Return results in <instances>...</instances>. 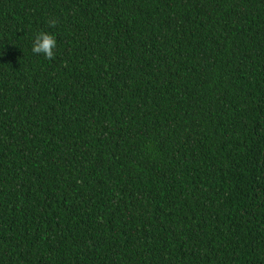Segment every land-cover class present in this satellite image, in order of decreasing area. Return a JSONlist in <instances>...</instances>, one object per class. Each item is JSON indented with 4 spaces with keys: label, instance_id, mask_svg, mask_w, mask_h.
<instances>
[{
    "label": "trees",
    "instance_id": "obj_1",
    "mask_svg": "<svg viewBox=\"0 0 264 264\" xmlns=\"http://www.w3.org/2000/svg\"><path fill=\"white\" fill-rule=\"evenodd\" d=\"M0 264H264V0H0Z\"/></svg>",
    "mask_w": 264,
    "mask_h": 264
},
{
    "label": "clouds",
    "instance_id": "obj_2",
    "mask_svg": "<svg viewBox=\"0 0 264 264\" xmlns=\"http://www.w3.org/2000/svg\"><path fill=\"white\" fill-rule=\"evenodd\" d=\"M54 25L55 21H51ZM57 49V37L55 34L39 30L31 37V52L34 55H42L45 59L52 60Z\"/></svg>",
    "mask_w": 264,
    "mask_h": 264
}]
</instances>
